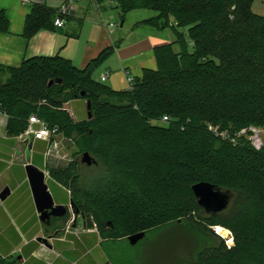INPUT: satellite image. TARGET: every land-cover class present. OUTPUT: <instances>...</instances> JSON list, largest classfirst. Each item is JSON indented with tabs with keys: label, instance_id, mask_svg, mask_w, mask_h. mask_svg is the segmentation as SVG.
I'll list each match as a JSON object with an SVG mask.
<instances>
[{
	"label": "trees",
	"instance_id": "16d2710c",
	"mask_svg": "<svg viewBox=\"0 0 264 264\" xmlns=\"http://www.w3.org/2000/svg\"><path fill=\"white\" fill-rule=\"evenodd\" d=\"M115 2L122 21L149 9L155 14L137 26L174 31L175 41L154 47L156 68H144L131 87L116 90L93 77L114 45L84 68L60 54L34 56L17 67L0 64L7 133L24 132L37 115L77 144L78 153L92 155L91 165L77 157L50 173L71 191L68 203L109 250L146 231L143 243L168 237V261L160 264H264V145L238 135L264 129V14L253 10L255 0ZM57 16L58 9L35 4L24 36L55 29ZM0 31H9L1 8ZM77 99L86 103L84 118L65 107ZM201 181L232 193L226 210H204L192 189ZM214 226L229 229L234 243L227 245ZM200 237L210 243L199 247ZM111 260L135 264L124 254ZM0 264L20 262L0 256Z\"/></svg>",
	"mask_w": 264,
	"mask_h": 264
},
{
	"label": "crops",
	"instance_id": "0c3cea01",
	"mask_svg": "<svg viewBox=\"0 0 264 264\" xmlns=\"http://www.w3.org/2000/svg\"><path fill=\"white\" fill-rule=\"evenodd\" d=\"M64 2L0 0V8L9 19V31H0V64L17 67L34 56L60 54L84 68L105 48L114 45L127 75L135 77L141 75L144 68H156V45L175 41V33L171 39L162 40L160 33L136 25L146 17L136 21L131 28L141 34L126 41L123 29L118 30L115 26L114 15L119 13L115 0H72V13L63 26L42 29L30 39L24 36L26 17L35 4L45 3L58 9ZM90 4L94 6L93 10L89 9ZM125 22L126 19L122 28ZM127 54L131 55L124 58ZM101 70V78L106 71L110 78L111 71L107 67ZM7 77V74L3 76L4 79ZM70 103H73L71 113L75 118L87 116L85 101L77 99ZM7 122V114L0 111V256L13 255L20 264H101L103 239L96 227L86 226L81 214L70 231L62 224L67 215L52 217L50 225L41 220L27 167L33 164L50 172L51 167L58 165L53 157L45 156L47 141L21 140L19 134L9 135ZM46 182L55 203L68 206L71 201L69 189L50 173L46 175Z\"/></svg>",
	"mask_w": 264,
	"mask_h": 264
},
{
	"label": "rangeland",
	"instance_id": "374dc122",
	"mask_svg": "<svg viewBox=\"0 0 264 264\" xmlns=\"http://www.w3.org/2000/svg\"><path fill=\"white\" fill-rule=\"evenodd\" d=\"M89 9L93 10L94 6L90 4ZM253 10L258 14H264V0H255L254 5H253ZM154 14L155 12L149 9L135 10V11L129 12L125 18L126 19L125 26L124 28H122L121 27L122 19L119 13L116 12L114 15V18L116 20L115 22L116 29L118 30L123 29L126 41H128L129 39H133L135 38V36H138L139 34H141L140 32L132 31L131 30V28L133 27L132 25H134L136 21L142 19L143 17H150ZM145 28L147 31L153 30L152 28H149V27H145ZM138 30H142V29H138ZM182 30L186 31L185 28H183ZM153 32H155V34H158V31H156L155 29L153 30ZM159 33H160L159 38H161L162 40L171 39L172 36L174 35V31L171 28L166 29L165 31L159 32ZM175 48L178 49V44H175ZM128 55H131V54L124 55V58H128L129 57ZM120 59L121 57L118 55L117 50H115L109 57H107V59L99 67L96 68L94 72V78L98 81H102L100 80L101 71H102L101 69H104L105 67H107L108 70L111 71V76L110 78H108L107 81L105 82L102 81V82L116 90L128 89L130 87V83L128 81L127 71L122 65V62ZM72 104L67 103L65 105L66 109H68L70 112H73L72 110L73 106H71ZM73 117L75 118V116ZM259 138L260 139L256 141V144L264 145V129L260 132ZM59 140H60L59 142L60 157L56 158L55 156H53L54 158L53 160L56 161L55 164H57L58 166L67 165L69 162L76 159L77 157H80V159L82 160L84 153H81V154L78 153L77 144H75L72 140H68L65 137H60ZM68 208H69V212L67 214V218H65V220L62 221V224L64 223L65 227L68 225V223L72 219L73 211H74L73 205L68 206ZM219 227L220 226H214L213 230L215 231V233L220 235V237L225 241L226 244L227 243L233 244L234 239H233L232 232L229 229H226L224 227L223 228L225 229L224 231L225 233L219 232ZM167 238L168 237H165V235L162 234L161 236H158L152 240L148 239V241L144 243L141 242L143 240L141 239L136 245H131L129 244V241L127 239H123L121 241H118V243L116 244V248H112L110 250L108 249V244L107 246L104 244L102 245L103 249L100 250V255L102 256L101 264H113V260H111V257H115V256L117 257L120 254H124V256L128 257L130 261H133L135 264H160L165 259H166L165 261H168L166 257L167 255L165 256L163 255L165 253L166 254L169 253V247L167 248V246L170 245V242L168 241L166 243V241H164ZM181 241L184 246L185 239H182ZM197 241H199L198 242L199 247L210 243L207 237H205L204 239L203 238L201 239L200 237L198 238ZM187 248L189 251L190 250L189 247ZM179 253L183 254L184 251H180Z\"/></svg>",
	"mask_w": 264,
	"mask_h": 264
},
{
	"label": "water",
	"instance_id": "95a60500",
	"mask_svg": "<svg viewBox=\"0 0 264 264\" xmlns=\"http://www.w3.org/2000/svg\"><path fill=\"white\" fill-rule=\"evenodd\" d=\"M122 21L121 25H123ZM58 82L61 79L57 80ZM51 80L50 83H53ZM91 116V113L88 114ZM82 162L91 165L94 162L92 155L85 152L82 157ZM31 180L34 196L37 202L39 212H41V220L47 224H51L52 217H63L67 213V206L56 204L52 192L46 182L45 172L36 165L30 164L27 167ZM195 196L198 198L199 204L204 210L211 213H218L226 210L232 199V193L229 190H223L211 182L201 181L192 187ZM4 195V194H3ZM71 205L73 203L71 202ZM79 214V211H76ZM84 215V214H82ZM146 236V231H141L128 236L129 243L136 245L141 239Z\"/></svg>",
	"mask_w": 264,
	"mask_h": 264
},
{
	"label": "built area",
	"instance_id": "2783aa9c",
	"mask_svg": "<svg viewBox=\"0 0 264 264\" xmlns=\"http://www.w3.org/2000/svg\"><path fill=\"white\" fill-rule=\"evenodd\" d=\"M73 6H72V0H65V2L62 4L61 7L58 8V16L55 18V25L57 27H61L65 24L66 18L65 15H70L72 13ZM113 25V24H112ZM109 71H106L105 74L102 76L101 80L105 81L108 76H109ZM133 78L132 76L128 75V81L130 83V87L133 84ZM164 121L168 120L167 116H164L163 118ZM209 129L215 132L216 134L222 136L223 138H227V134L225 131L220 132L217 127L210 125ZM262 128L259 127H251L249 129H243L241 130L238 135H244L246 136L249 140H252L254 144L258 147L262 146L256 144V141L259 138V134L262 131ZM18 137L21 140H29V139H34V140H45L47 141V149L45 151V156L46 158H50L55 156L56 158L60 157V137H64L55 127H50L48 126L43 120H41L37 115H31L29 118V125L25 129L24 132H21ZM59 138V139H58ZM232 141H236L235 137L231 138ZM45 172V171H44ZM50 172H45L46 175H48ZM51 174V173H50ZM70 191V190H69ZM71 193V191H70ZM71 205V203H70ZM69 205V206H70ZM76 219V214L73 211V217L68 223V225L65 227L66 231L72 230L73 223L75 222ZM227 245H232L228 244Z\"/></svg>",
	"mask_w": 264,
	"mask_h": 264
},
{
	"label": "bare ground",
	"instance_id": "6f19581e",
	"mask_svg": "<svg viewBox=\"0 0 264 264\" xmlns=\"http://www.w3.org/2000/svg\"><path fill=\"white\" fill-rule=\"evenodd\" d=\"M225 231V229L223 228V227H219V232H224ZM225 233V232H224Z\"/></svg>",
	"mask_w": 264,
	"mask_h": 264
},
{
	"label": "flooded vegetation",
	"instance_id": "af4514ba",
	"mask_svg": "<svg viewBox=\"0 0 264 264\" xmlns=\"http://www.w3.org/2000/svg\"><path fill=\"white\" fill-rule=\"evenodd\" d=\"M69 206V205H68ZM68 206H67V212H68V210H69V208H68ZM75 214H76V217L80 214H77L76 212H75ZM82 215V214H81ZM83 217H84V215H82ZM85 218V217H84Z\"/></svg>",
	"mask_w": 264,
	"mask_h": 264
}]
</instances>
